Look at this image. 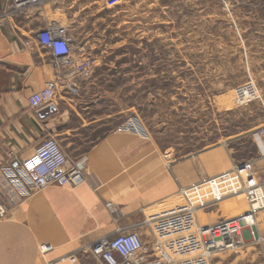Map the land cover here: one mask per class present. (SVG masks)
Here are the masks:
<instances>
[{
	"label": "rangeland",
	"instance_id": "374dc122",
	"mask_svg": "<svg viewBox=\"0 0 264 264\" xmlns=\"http://www.w3.org/2000/svg\"><path fill=\"white\" fill-rule=\"evenodd\" d=\"M8 5L5 0L0 14ZM48 5L50 21L68 26L75 51L91 63L80 78L79 94L91 101L90 114L99 118L91 127L99 135L133 122L176 158L221 139L236 164L250 165L257 154L255 133L264 127V0L112 5L51 0ZM10 18L0 17V26ZM40 25L29 30L35 34ZM246 83L261 100L239 99L236 90ZM246 208L239 194L198 211L196 219L218 221ZM263 249L247 239L231 254L240 255L242 264H264Z\"/></svg>",
	"mask_w": 264,
	"mask_h": 264
},
{
	"label": "crops",
	"instance_id": "0c3cea01",
	"mask_svg": "<svg viewBox=\"0 0 264 264\" xmlns=\"http://www.w3.org/2000/svg\"><path fill=\"white\" fill-rule=\"evenodd\" d=\"M4 2L0 0V9ZM26 11L0 26V165L8 152L27 158L52 136L69 158L86 157L87 169L76 187L49 185L20 202L7 200V213L0 219V264H103L87 246L131 230L148 242L147 221L185 207L181 188L236 162L221 139L197 154L176 158L144 134L114 129L99 135L91 127L99 118L90 114L91 101L80 94L59 97L55 111L45 116L42 108L31 109L28 98L53 78V69L50 52L29 29L35 22H41L39 29L51 21L49 5ZM254 143L257 154L249 166L264 182V153ZM248 227L234 252L247 239L264 247V209L256 211L250 226L254 236ZM41 243L52 246L44 256ZM232 251L214 254L211 264H242ZM71 255L76 261L68 260Z\"/></svg>",
	"mask_w": 264,
	"mask_h": 264
},
{
	"label": "built area",
	"instance_id": "2783aa9c",
	"mask_svg": "<svg viewBox=\"0 0 264 264\" xmlns=\"http://www.w3.org/2000/svg\"><path fill=\"white\" fill-rule=\"evenodd\" d=\"M51 0H9L0 17L19 14L31 7L45 8ZM107 5L119 0H106ZM37 44L51 55L53 78L28 98L33 110L54 105L63 95L79 94L80 78L91 69V63L75 51L74 37L68 26L51 21L35 33ZM241 101L261 100L252 83L237 90ZM117 130L142 134L133 122H127ZM254 139L264 153V127H260ZM87 158H69L56 138L48 136L27 158L8 152L0 165V219L7 213V200L20 202L49 185L76 187L85 180ZM185 207L180 211L162 215L147 221L150 240L144 242L137 230L120 232L111 238H102L86 247L103 264H211L212 256L234 250L242 240L245 226H253L256 211L264 209V182H260L248 164H234L217 175L201 179L180 189ZM243 194L247 208L244 212L218 221L197 222L202 211L225 198ZM254 236V230L249 229ZM52 250L48 243L39 245L45 255ZM71 262L76 257H68ZM45 264H50L46 262Z\"/></svg>",
	"mask_w": 264,
	"mask_h": 264
},
{
	"label": "water",
	"instance_id": "95a60500",
	"mask_svg": "<svg viewBox=\"0 0 264 264\" xmlns=\"http://www.w3.org/2000/svg\"><path fill=\"white\" fill-rule=\"evenodd\" d=\"M55 111L54 105H48L40 110V115L45 116L51 114Z\"/></svg>",
	"mask_w": 264,
	"mask_h": 264
}]
</instances>
